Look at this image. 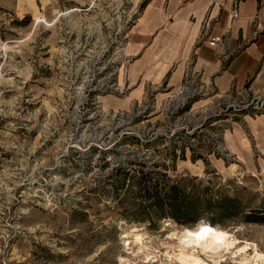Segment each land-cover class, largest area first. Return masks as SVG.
I'll use <instances>...</instances> for the list:
<instances>
[{"label":"rangeland","instance_id":"374dc122","mask_svg":"<svg viewBox=\"0 0 264 264\" xmlns=\"http://www.w3.org/2000/svg\"><path fill=\"white\" fill-rule=\"evenodd\" d=\"M145 1L0 0V264L264 259V223L121 216L111 170L137 162L173 163L171 178L223 185L246 210L264 204V92L220 96L189 76V91L201 95L181 111L185 96L157 75L163 56L139 51L168 0ZM140 57L148 61L134 69ZM177 133L187 142L183 156L179 138L172 150L148 143ZM204 226L234 246L217 256L184 245L188 230L198 242Z\"/></svg>","mask_w":264,"mask_h":264},{"label":"crops","instance_id":"0c3cea01","mask_svg":"<svg viewBox=\"0 0 264 264\" xmlns=\"http://www.w3.org/2000/svg\"><path fill=\"white\" fill-rule=\"evenodd\" d=\"M167 6L148 27L153 41L142 37L139 51L150 46L146 53L163 56L157 75L169 93L189 76L220 96L264 92V0H168ZM214 36L222 40L211 45Z\"/></svg>","mask_w":264,"mask_h":264},{"label":"trees","instance_id":"16d2710c","mask_svg":"<svg viewBox=\"0 0 264 264\" xmlns=\"http://www.w3.org/2000/svg\"><path fill=\"white\" fill-rule=\"evenodd\" d=\"M147 3L148 1L143 2V6ZM17 21L20 23L19 20ZM197 99L198 97L193 100ZM190 106L191 104L184 106L181 111L189 109ZM251 107H241L236 109V112L250 113ZM218 117L215 120L220 119ZM180 135L182 134L177 133L173 135L176 136L173 138L153 136L155 138L148 139V143L153 145L156 142L165 141L172 150L175 149L176 139L179 138L180 143L183 144H181L183 150L187 142H183ZM193 135L196 137V134ZM125 139L141 141V138L135 135H125ZM183 154L184 150L182 156ZM170 155L174 162L177 157L174 150ZM169 168L175 169V164L156 163L148 166L146 162H137L134 166L119 165L111 170L113 198L118 199L117 205L124 208L121 216L125 220L156 222L169 218L179 224L193 226L210 217V223L224 220L264 223V204L252 206L246 210L240 196L237 193H231L223 185L216 186L210 180L198 176L171 178L167 172Z\"/></svg>","mask_w":264,"mask_h":264},{"label":"bare ground","instance_id":"6f19581e","mask_svg":"<svg viewBox=\"0 0 264 264\" xmlns=\"http://www.w3.org/2000/svg\"><path fill=\"white\" fill-rule=\"evenodd\" d=\"M132 229L134 231L137 228L133 227ZM201 229H202V236L199 237L200 239L198 242H196V240L194 239L193 232L191 230H188L186 233L187 237L186 238L184 237V240H183L184 245L186 246L191 245L192 247H195V245L197 244V246L200 247L201 250L204 252H212L217 256H222L221 255L222 251L230 249L235 244L234 239L233 241H231L230 239L219 237L213 231H209V229L205 226ZM136 236H137V239L140 241L141 236L139 234H136ZM246 249L247 248L243 246L239 248V251L241 253L244 252L245 254V252L247 251ZM180 258H181L182 264H204L203 261L195 260L189 254L181 255ZM252 258H254V261H256L255 264H264V259L258 260L255 254ZM214 261L218 262L219 260L216 261L214 259ZM238 262L239 264H249L250 260H248V258L242 257V259Z\"/></svg>","mask_w":264,"mask_h":264},{"label":"built area","instance_id":"2783aa9c","mask_svg":"<svg viewBox=\"0 0 264 264\" xmlns=\"http://www.w3.org/2000/svg\"><path fill=\"white\" fill-rule=\"evenodd\" d=\"M221 40H222L221 36H214L211 38L210 44L215 45L218 42H220ZM189 82H191V81L186 78L184 84L182 85V87L177 92L178 95L182 94L185 96L182 107L185 106L186 104L190 103L194 98H197L201 95V94H199L201 92V90L198 93H196V92L191 93L189 91V86H190ZM237 109H239V108H237Z\"/></svg>","mask_w":264,"mask_h":264}]
</instances>
